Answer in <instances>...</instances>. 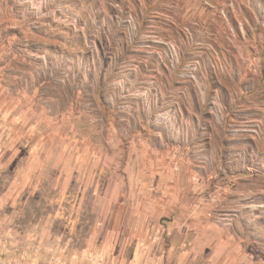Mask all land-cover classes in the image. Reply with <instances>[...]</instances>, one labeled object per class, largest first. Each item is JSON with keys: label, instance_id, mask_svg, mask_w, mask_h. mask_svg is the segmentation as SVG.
<instances>
[{"label": "rangeland", "instance_id": "374dc122", "mask_svg": "<svg viewBox=\"0 0 264 264\" xmlns=\"http://www.w3.org/2000/svg\"><path fill=\"white\" fill-rule=\"evenodd\" d=\"M0 109L42 140L25 229L83 247L111 231L104 206L184 202L215 246L264 264V0H0Z\"/></svg>", "mask_w": 264, "mask_h": 264}, {"label": "crops", "instance_id": "0c3cea01", "mask_svg": "<svg viewBox=\"0 0 264 264\" xmlns=\"http://www.w3.org/2000/svg\"><path fill=\"white\" fill-rule=\"evenodd\" d=\"M8 115L0 109V209L3 211L0 213V239L8 244L1 252L3 260L15 256L20 261L17 264H44L40 258L48 256L49 264H247L243 251L228 247L226 236L215 246L205 226L198 230L191 214L186 212L184 202L171 206L163 202L154 205L152 201L140 209L136 206L128 210L121 205L104 206V215H113L110 221L104 218V223L112 222L111 231L87 235L83 247L74 243L71 246L72 238L58 246L57 235L43 238L46 235L25 229V221L20 219L19 213L23 203L27 202L26 194L43 191L42 140L28 135L27 129L33 127L30 123L9 120L13 114ZM44 157L48 156L45 154ZM49 157L51 161L53 157V168L56 169L58 155L49 154ZM165 173L159 172L154 182L155 190L160 194L167 191L168 175ZM53 189L56 191L57 186L53 185ZM170 215L174 220V232L167 238L165 234H159V241L154 242L148 237L147 230L154 225L157 227ZM33 224L37 223L34 221ZM47 240L49 243L42 245ZM92 241H101V244L90 247ZM140 242L144 244L140 246ZM58 256L60 260H57ZM26 257L31 258L29 262L24 260Z\"/></svg>", "mask_w": 264, "mask_h": 264}, {"label": "built area", "instance_id": "2783aa9c", "mask_svg": "<svg viewBox=\"0 0 264 264\" xmlns=\"http://www.w3.org/2000/svg\"><path fill=\"white\" fill-rule=\"evenodd\" d=\"M155 239H157V237Z\"/></svg>", "mask_w": 264, "mask_h": 264}]
</instances>
